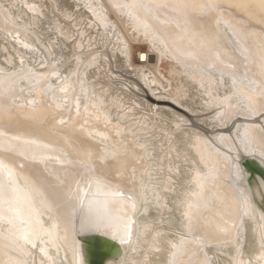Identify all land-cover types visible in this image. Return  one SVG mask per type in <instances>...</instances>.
Segmentation results:
<instances>
[{
	"label": "bare ground",
	"instance_id": "1",
	"mask_svg": "<svg viewBox=\"0 0 264 264\" xmlns=\"http://www.w3.org/2000/svg\"><path fill=\"white\" fill-rule=\"evenodd\" d=\"M82 1H89V8L97 20L104 21L106 14L101 11L100 4H96L94 0ZM17 2L18 0H0V23L4 21L9 29L1 30L0 34L14 58L12 63L0 64V103L9 105L11 111L16 110L12 112L11 119L0 120V130L9 135H23L49 143L61 150L54 154H61L62 158L74 163H57L58 165L45 167L44 163L0 152V157L9 160L15 168L11 182L6 175L0 176V183L5 185L7 201L0 206L5 217L0 220V264H77L74 250L75 225L66 215L67 207L65 206V212L64 206H59V201L62 194L74 201L76 194L71 191L72 186L79 181L85 188L86 182L91 178H102L113 189L127 190L134 201L138 202L134 211L128 208V213L133 212L135 223L125 255L119 264H145V257L148 264H169L172 249L168 241L175 242L181 236L188 243L185 254L178 259L185 264L194 261L197 259L192 255L195 250L194 236H204L212 220H215L218 227L230 228V231L218 232L215 238L206 239L208 245L204 253L210 258V264H237V261H243L244 264H264V239L261 237L264 220L257 210H252L245 217L237 191L233 187L227 186L224 189L221 186L229 168L225 154L213 152L203 135L196 131L180 130L165 136L156 144L147 145L148 141L158 139L159 132L166 128L165 122L156 116L144 115L145 110L137 108V101L129 98L132 101L128 104L115 90L96 94L93 92L94 99L86 94L89 102L84 104L86 80L79 87V96L75 101L76 112L70 118L66 117L63 111L66 110L64 106L68 100L60 89L66 88L69 91L74 85V61L64 71L57 73L56 78L63 80L57 89L52 84L55 81L49 80V84L54 87L51 93L45 91L47 87L39 88L44 79L38 77L37 82L32 78L25 80L27 74L40 70L30 63L32 59L36 61L35 50H38L36 48L39 45L46 49L52 48L51 55L53 54L54 59L69 55L67 42L74 30L62 23H53L51 29L63 34L66 40L57 43L56 38L54 42L50 41V34L43 27L51 23L50 17L56 16L55 4L73 9L74 5H69L65 0H47V3L44 0H25L26 8H16ZM27 8L42 10L49 17L45 22L41 21L36 16L28 15ZM6 16L10 21L4 19ZM65 17L72 19L73 25L75 24L76 14ZM111 19L120 28L126 44L131 45V63L150 66L147 62L151 53L148 43L133 42L146 37L138 26L131 21L120 20L113 13ZM77 22L81 24L80 19ZM34 23L43 27H37ZM15 33L19 35L18 45H27L25 48L30 51H24L8 37L9 34L14 37ZM82 36L86 37L85 30L81 36L78 34V38ZM93 37L94 34L88 37L87 43ZM146 38L154 46H158V41L150 36ZM140 45H144L146 50L137 49ZM81 46L77 40L74 47ZM143 52L147 57L145 61L140 58ZM4 55L3 62L6 59ZM24 57L30 61L25 62ZM101 65L96 58H92L87 69H94L95 77L103 73ZM169 66L174 99L193 110L208 109L221 103L226 94L238 86L257 90L262 84L258 77L240 83L243 80L241 77H223L203 72L196 75L192 69L185 67L190 65L170 63ZM151 71L152 78L149 82L167 85L158 70L152 68ZM91 73L87 81L92 78ZM154 89L157 90L152 86L153 91ZM230 101L241 109L229 111L225 117L210 118L211 127L225 125L236 113L248 114V104L242 97L232 96ZM58 104L63 107L57 108ZM25 110L30 113L25 115ZM162 112L171 119L176 116L173 111ZM55 113L59 117L54 118ZM226 118L229 120L226 121ZM60 120L67 123L60 124ZM19 129H24L25 132L22 133ZM251 130L253 126L250 124H239L235 137L244 151L254 153L263 160L261 155L264 156V153L260 146L250 145L246 140V133L250 134ZM125 133L131 136H123ZM134 143L139 150L133 148ZM106 151L116 152V164H98L105 160L102 157ZM81 160L94 166L95 170H86L76 163ZM139 160L144 161L142 167L134 164ZM21 164L23 167H20ZM9 220L12 222L9 223ZM227 220L234 221L235 226L227 225ZM147 224L152 225V232H145ZM23 231L38 233L43 243L37 240L35 248L25 245L22 240L17 239L18 234ZM157 231L162 235L158 243L153 245L152 234ZM41 248L46 250L47 255L40 251ZM198 258L203 259L204 256Z\"/></svg>",
	"mask_w": 264,
	"mask_h": 264
},
{
	"label": "water",
	"instance_id": "2",
	"mask_svg": "<svg viewBox=\"0 0 264 264\" xmlns=\"http://www.w3.org/2000/svg\"><path fill=\"white\" fill-rule=\"evenodd\" d=\"M24 1L18 0L16 8H26ZM44 1L47 3V0ZM65 1L69 2V5H74L75 14L79 15L81 20V24L76 26L73 25L72 19L65 17L62 13L55 12L56 18H58L56 22L74 30L73 36L67 42L69 55L54 59L53 54L51 55L52 48L46 49L39 45L36 48L38 50H35L36 61H33L34 59L30 61L26 57L24 59L25 62L30 61L36 69L40 70L33 71L31 75L27 74L25 80L32 78L37 82L38 77L41 78L42 75H45L39 88L47 87L45 91L51 93L54 87L49 83L55 81L52 84L57 86L55 88L57 89L63 83V80L59 81L56 78L57 73L64 71L74 61L76 64L73 76L74 85L67 92L68 101L64 106L66 110L63 111L66 117L70 118L73 112H76L75 101L79 96V87L86 80L84 104L89 102L86 94L91 95L94 99L93 92L96 94L100 91L115 90L128 104L132 101L129 98L137 101V108L144 109V115H153L165 122L166 128L159 132L158 139L148 141L147 145L156 144L165 136L180 130L198 132L205 137L206 144L213 152L225 154L229 168L228 175L223 177L221 186L224 189L227 186L233 187L238 193L239 200L242 194L247 195L252 204V210H257L262 216L264 214V183H262L264 182V159L261 160L256 154L244 151L235 137V130L239 124H250L253 126V130L250 134L246 133V140L250 145H259L260 150L264 153V3L262 0H180L188 6L186 9L175 7L178 0H94L96 4H100L106 9V11H102L106 14V18L102 22L98 21L90 10L89 1ZM117 3L136 6L130 9L117 8L114 6ZM209 3H212L214 7H203ZM27 11L28 15L36 16L44 22L49 17L37 8L34 10L27 8ZM112 13L122 21L133 22L146 37L150 36L159 42L156 47L152 42L147 41L146 37H141L137 41L132 40L134 43H138V41L148 43V50L151 53L147 62L150 66L131 63V45L126 44L120 28L114 25L111 19ZM4 19L9 20L7 16ZM6 25L8 24H5L4 21L0 23V32L9 30ZM82 27L86 31L87 37L89 33L94 34V37L90 39L89 43L84 42L85 44H82L81 47L75 48L78 32ZM48 31L50 41L54 42L56 38L57 43L66 42L63 38L64 35L56 32L54 28ZM75 32L77 33L75 34ZM79 35L81 36V34ZM8 37L18 45L17 37L19 35L17 33L14 37L10 34ZM2 41L4 39L0 34V44ZM20 47L24 51H30L24 46ZM70 49L72 50L70 51ZM5 50L7 48H0L2 61ZM92 58H96L102 64L103 69V73L95 77H93L94 69L90 67L87 69ZM145 60L146 58L141 59V61ZM170 63L190 65L185 67L192 69L196 75L203 72L208 75L219 74L223 77H241L243 80H240V83L258 77L262 80V84L257 90L238 86L228 92L221 103L208 109L193 110L174 99V90L169 76ZM152 68L159 71L161 78L166 80V86L162 82L160 85L149 82L152 78ZM89 73L92 74V78L87 81V77H90ZM152 86L157 90L153 91ZM232 96L242 97L246 101L249 107L248 114L236 113V116L225 125L211 127L210 118L225 117L229 111L241 109L236 103L229 102V98ZM60 110L57 109V111ZM162 111H173L176 116L171 119L164 116ZM29 113V110L24 111L25 115ZM53 117H59V115L56 116L55 113ZM226 119V121L229 120ZM112 124L114 123L112 122ZM19 131L25 132L24 129H19ZM123 136L130 137L131 134L125 133ZM224 136L225 138H223ZM132 146L135 149L139 148L135 143ZM261 156L264 158L263 155ZM116 163V158H108L99 161L98 164L111 166ZM134 164L142 167L144 161L139 160ZM54 165L58 164L48 162L45 167ZM237 166L241 170L239 179L235 175ZM87 186L86 182L85 188ZM80 187L83 188L81 185ZM75 189L76 185L72 186L71 191L76 194L74 201L71 200V197L62 194L59 206L61 208L64 206L65 212L67 207L66 215L75 225L74 250L77 264H119L130 240L121 243L119 240L113 239L106 230L84 226L82 221L87 209L86 207L83 210L79 208L78 193ZM95 190L96 186L93 184L91 192H95ZM121 191L131 195L127 190V192ZM226 194L230 197L227 192ZM100 198L103 199L102 196ZM135 203L138 205L137 201ZM128 214L135 223L133 212ZM244 215L246 217L249 214L244 213ZM226 222L231 227L234 221L227 220ZM222 231L223 228L218 227L215 220H212L209 223L208 232L204 236H194L195 250L199 248L200 244L204 245L203 252L199 253L200 257L204 256V250L208 245L206 239L208 237L215 238L217 233ZM197 238H199V243H197Z\"/></svg>",
	"mask_w": 264,
	"mask_h": 264
},
{
	"label": "snow or ice",
	"instance_id": "3",
	"mask_svg": "<svg viewBox=\"0 0 264 264\" xmlns=\"http://www.w3.org/2000/svg\"><path fill=\"white\" fill-rule=\"evenodd\" d=\"M264 3V0H262ZM117 8H132L136 5H128V4H115ZM177 8L186 9L188 6L180 0H178L175 5ZM203 7L212 8L214 5L209 3ZM101 11H106L103 7H101ZM27 47V45H25ZM141 59H145L146 54L141 53ZM56 75V73H53ZM44 79V77H41ZM61 92L65 93V99H67L66 88H61ZM33 103V102H30ZM63 107L62 105H57V108ZM12 118L11 107L7 104L0 103V120H9ZM60 124H65L67 121L60 120ZM0 152L11 153L15 156L21 157L24 160L38 161L44 164H47L49 161H55L61 165H73V161L62 158L59 153L61 150L55 148L53 145L46 143L37 138L23 136V135H9L7 132L0 130ZM116 152H105V156L102 159L115 158ZM80 166L84 167L86 170L94 171V166L87 164L85 161H77ZM20 167H23L21 164ZM15 174V168L12 163L0 157V176H7L9 181L11 182L12 177ZM235 175L237 179L241 177V170L237 166ZM264 183V182H262ZM95 184L96 190L95 192H91L92 185ZM86 188H81L79 181H77L75 191L78 193L77 200L78 206L81 210L85 209L86 213L84 215L82 224L87 227L96 228L98 230L103 229L108 231L113 239L119 240L121 243L128 242L131 238L132 234V224L134 221L131 219V216L128 214V208L130 207L132 211L136 208V203L133 197L130 194H127L118 189H112L109 187L102 178H94L89 179L87 182ZM38 191V190H37ZM82 193V194H81ZM103 197L101 199L100 197ZM5 196V185L0 183V206L6 203ZM240 206L243 209L245 214H250L252 210V204L247 197V195H241ZM5 217L3 215L2 210H0V220H4ZM261 219L264 220V214H262ZM9 223L12 221L9 220ZM232 227L235 225L232 224ZM225 233L230 231V228L223 229ZM145 232H152V225H145ZM162 234L160 232H153L152 241L153 245L158 243L159 237ZM261 237L264 239V228L261 230ZM18 240H22L25 245H29L32 248L37 246L36 241L40 240L41 243L43 241L40 239L38 233L23 231L20 232L17 236ZM188 241L185 237L181 236L177 241H168V244L171 251V259L169 260V264H185V262L180 261L178 257L185 254L186 245ZM197 243H199V238H197ZM204 245L200 244L199 248L193 250L192 255L196 256L197 259L194 261H189L187 264H210V258L207 256V253H204V258L199 259V253L203 252ZM159 250V249H156ZM40 251L47 255V252L44 248H41ZM145 264H148L147 257H145ZM237 264H244L243 261H237Z\"/></svg>",
	"mask_w": 264,
	"mask_h": 264
},
{
	"label": "rangeland",
	"instance_id": "4",
	"mask_svg": "<svg viewBox=\"0 0 264 264\" xmlns=\"http://www.w3.org/2000/svg\"><path fill=\"white\" fill-rule=\"evenodd\" d=\"M53 1H55V0H53ZM55 10L58 13H62L64 16H66V15H70V16L72 15V16H74L75 15L73 8H70V7L67 8V7H64V6L62 7V6H60V4H55ZM76 18H74V21H75L74 23L77 26L78 24H80L79 22H77L80 19V16L77 15ZM50 19H51V23H48V25H46L44 27L43 26H40V24H38V23H34V25H36L37 27H40V28L43 27V28L47 29V31H48L49 29H51L53 27V23L56 24L57 23L56 21L58 20V18H56V16L50 17ZM49 24H51V25H49ZM45 29H43V30H45ZM83 31H84L83 28H80V32H78V33L79 34H82ZM91 36H92V34L89 33V36L88 37H91ZM88 37L87 36L86 37L85 36L84 37L82 36V37L78 38V40L80 41L81 44H85L84 42H87L88 41ZM1 47L7 48V50H5V53L6 54L3 52V55L5 54L4 56L6 57V59H5L4 62L1 61V59H0V64H5L6 62L7 63H12L14 61L13 53L11 51H9L7 44L2 41L1 44H0V48ZM137 49L142 50V51H145L146 50V47L144 45H140ZM135 61H137L136 55H135ZM1 248L2 247L0 246V249ZM0 257H1V255H0Z\"/></svg>",
	"mask_w": 264,
	"mask_h": 264
}]
</instances>
